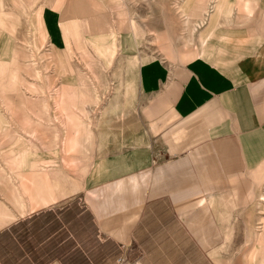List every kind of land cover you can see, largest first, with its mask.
Instances as JSON below:
<instances>
[{
    "label": "crops",
    "instance_id": "obj_1",
    "mask_svg": "<svg viewBox=\"0 0 264 264\" xmlns=\"http://www.w3.org/2000/svg\"><path fill=\"white\" fill-rule=\"evenodd\" d=\"M136 1L131 14L129 0H0V81L10 82L0 89V140L17 130L25 146L24 136L73 130L42 176L53 194L44 205L27 194L34 181L25 183L22 154L0 156V235L41 222L28 210L80 197L115 258L144 235L152 264L192 250L204 264H264V0L160 10L149 0L171 34L166 57L141 51L163 30L143 22ZM189 17L200 26L191 35ZM43 218L49 233L31 238L28 255L25 235L0 243V264H62L60 226Z\"/></svg>",
    "mask_w": 264,
    "mask_h": 264
},
{
    "label": "rangeland",
    "instance_id": "obj_2",
    "mask_svg": "<svg viewBox=\"0 0 264 264\" xmlns=\"http://www.w3.org/2000/svg\"><path fill=\"white\" fill-rule=\"evenodd\" d=\"M140 1H141L140 5H141V10H142V15H143L142 17L143 22L144 21L149 22L152 24V26L154 25L156 29L163 30V32L156 33L155 35L150 36V37L148 33V36L144 38V39H147V41L143 42L141 51L145 52L144 54H147V55L151 54V55H154L155 57L157 55L163 56V57L170 55L171 51L173 52L174 49L172 48L166 49V47H164V46H167V44L170 45L172 41L171 34L167 33V31H164L165 30L164 27L166 26V24L162 22H166L165 17H162L161 15H159L158 17L157 16L150 17L149 0H140ZM180 1L181 0H157L158 3H155L157 5L152 3V8L160 10L162 8H165L163 6H165L167 2H168V8L169 7L177 8L180 5L179 3H181ZM134 6H135L134 0H129V4L128 6H126V9L128 11H131V14H132V9L134 8ZM123 7H125V5ZM113 9H117V8H113ZM137 9L139 10L138 5H137ZM170 19L172 18L171 17L167 18V22L170 21ZM197 19L198 18L189 17V20L187 18L186 20H184L183 22V24H185L184 29L190 31L189 33L186 32L187 34L191 35L194 29L200 27V26L198 27L199 22L196 23ZM125 27L126 26H124V28ZM182 30H183L182 28L179 29V31H182ZM108 31L109 33H112L115 35L113 26H111V29H109ZM172 44H173V41H172ZM155 45L157 47H153ZM159 45L163 47L161 48ZM150 52H152L153 54ZM31 53H32L31 51H28V56H25L26 59L28 60L34 59L35 56L32 55ZM113 54L114 53H112V55ZM15 66H19V65L16 64ZM4 83L6 84L10 82L0 81V89L5 88ZM8 87H14L13 82H11V84L8 85ZM86 88L90 89V87H85V89ZM94 95H97V94L95 93ZM85 98L90 99V97H85ZM99 98L101 102L104 99L102 96H99ZM81 115L85 116V114H81ZM67 124H69V121H67ZM72 131L73 130L71 128L64 129L62 130L63 134L61 135V133H59V130L46 129L47 136L41 139L40 142L38 141L37 138H34L35 141L30 139V142H29L27 137L24 136L25 141L31 144L30 145L29 143L25 142V146H20L19 142L21 138L19 136L17 137L13 136V134H16L17 130H12L11 132L6 131V135H11V137H10V141L4 140L3 138H1L0 156H4V160L6 162L8 161L10 162L14 160V157L19 158L20 154H22L21 156L25 158V172H27V174H25V183L29 185L28 183L31 181V179H34V176H33L34 173L40 172L41 174L46 175L47 172L49 174L50 171L54 169V166L56 165V161H54V156H56V151H57L56 149L57 147H60V143L63 141L65 137L68 138L71 136ZM54 132L56 134L59 133L58 134L59 137H57L56 140L53 139ZM37 142H39V144ZM28 146L32 150H35L34 148H36V150L32 152V154H30L29 156L25 154L26 149H27L26 147ZM44 149L46 150L48 149L50 150V152L49 153L47 152L46 154H40L38 152V150H44ZM1 161L2 159H0V163ZM23 161L24 160H22V162ZM18 162H19V159H18ZM1 176H2V173H0V177ZM7 176L12 179V183H14L16 179L19 180L20 178L19 174L15 173L14 169H12L7 174ZM0 196L3 197V194H0ZM49 208H52L51 209L52 215L46 218L49 221L48 228L53 225L54 220L56 221V230L60 226L59 234H61L60 235L61 236V248L60 250L56 249V257H61L60 261L62 262V264L63 262L64 264H118L117 260L119 258H126L128 260L138 259L142 264H152L151 258L148 252V249H150V246L148 245L145 246L146 241H145L144 235H142V240L137 239L133 241L130 245H128L126 248L120 247V250H118L119 254L115 258L117 249L115 252V248L113 247V243H111V241H108L106 243L100 242V240L97 237L98 235L97 228L94 225V223L91 221L92 216L89 213V211L86 209L80 197H75V198H70V199L60 201L56 203L55 205L50 206ZM48 209L40 210V208L39 209L36 208L33 210H28L27 213H30L31 211H37V210H38L37 212L41 211V213H43L44 211L46 212ZM60 212H62V215L60 214ZM87 213L89 214L91 219L87 218L88 217ZM145 221L147 225L143 224V226L145 227L147 226L146 228L148 229V227L150 226V220L149 218H147ZM46 224L47 223L45 219L42 217L41 222L34 221V223L27 224L25 226V255H28V252L30 251V244H31L30 240L34 235H35L34 242L39 243V240H38L39 236L42 239L43 237L46 236V234L49 233L50 230L49 229L46 230ZM91 224L94 225V228L91 227ZM30 233L32 234L30 235ZM9 238L3 237L2 239H0V243H5L7 247H12L10 243L11 240H8ZM174 240L176 242H182L184 241V237L183 235L177 236L175 234ZM184 248H187V247L183 246V249ZM180 254L169 257L167 260L168 264H204L202 261L204 259L201 256H199L195 252V250H192L191 252H186V253L184 252V254L182 255ZM45 260H47V258L44 259V262ZM159 264H162V263H159ZM205 264H209V262L207 261Z\"/></svg>",
    "mask_w": 264,
    "mask_h": 264
},
{
    "label": "bare ground",
    "instance_id": "obj_3",
    "mask_svg": "<svg viewBox=\"0 0 264 264\" xmlns=\"http://www.w3.org/2000/svg\"><path fill=\"white\" fill-rule=\"evenodd\" d=\"M111 38L113 39V36ZM95 101L98 102L100 101V99L95 97ZM33 176H34L33 179L34 183L31 186V190L28 191L27 194L29 195L30 199L34 202V205L36 206L44 205L47 201L45 196H49L53 199L52 187L50 185H45L43 183L44 177H42L43 174H41L40 172L34 173Z\"/></svg>",
    "mask_w": 264,
    "mask_h": 264
},
{
    "label": "trees",
    "instance_id": "obj_4",
    "mask_svg": "<svg viewBox=\"0 0 264 264\" xmlns=\"http://www.w3.org/2000/svg\"><path fill=\"white\" fill-rule=\"evenodd\" d=\"M60 214L62 215V212H60ZM65 214V212H64ZM63 214V215H64ZM50 215H52V210L51 211H47L45 213H41L39 214V216H42V217H45V218H48L50 217ZM69 216V215H68ZM87 218L88 219H91L89 214L87 213ZM86 217V216H85ZM29 222L28 219L25 220V223H17L16 225H13L11 227H9L6 231H4L1 235H0V239H2L3 237H16L18 240H20L22 237H24L25 235V227L22 231H20V228H21V224H25V226L27 225V223ZM91 227L94 228V225L91 224ZM24 233V234H23ZM23 234V235H22ZM64 264V262H63Z\"/></svg>",
    "mask_w": 264,
    "mask_h": 264
},
{
    "label": "built area",
    "instance_id": "obj_5",
    "mask_svg": "<svg viewBox=\"0 0 264 264\" xmlns=\"http://www.w3.org/2000/svg\"><path fill=\"white\" fill-rule=\"evenodd\" d=\"M118 264H142L138 259H126V258H119L117 260Z\"/></svg>",
    "mask_w": 264,
    "mask_h": 264
}]
</instances>
